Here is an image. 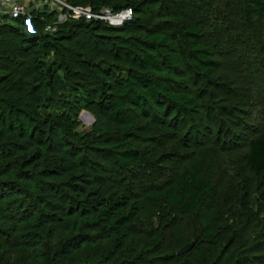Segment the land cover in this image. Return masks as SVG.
<instances>
[{
    "label": "trees",
    "instance_id": "trees-1",
    "mask_svg": "<svg viewBox=\"0 0 264 264\" xmlns=\"http://www.w3.org/2000/svg\"><path fill=\"white\" fill-rule=\"evenodd\" d=\"M66 1L79 7L88 4L94 12L103 8L113 12L130 8L134 17L136 14L144 16L145 7L153 5L156 9L142 20L148 25L143 28V48L133 59L134 69L123 70L125 74L115 80L120 90L111 110L108 109L107 119L120 127L118 136H104L97 128L94 138L89 134L80 136L73 130L70 113L47 114L42 119L36 110L16 107L12 95L15 83L25 86L30 80L39 82L33 74L39 66L44 68L42 76L44 87L47 86L45 88H49L55 74L51 86L53 93L47 89L48 92L44 89L28 90L34 96L27 104L42 108L51 100L54 105L59 101V94L65 92L67 84L65 74L58 70L59 66H63L61 61L49 59L51 55L54 59L60 58L54 42L70 40L72 26L92 35L99 32H122L127 35L141 28V18L133 17L132 21L120 28H112L102 22L59 24L56 26L58 31L51 36L52 39L49 38L48 43L40 37L23 36L16 26L0 24V35H16L21 40L12 55L5 53L0 41V59L5 64L3 69L18 72L15 83L3 82L1 92L5 96L0 95V133H4L8 139L7 144L0 143V264H40L44 261L45 264H52L55 259L67 258L84 245L104 241L121 229H130L138 216L157 218V232L161 230L163 221L193 217L199 226L198 244L191 241L195 242V246L189 255L180 257L176 253L171 258L177 261L188 255L193 263L184 264H220L210 252L219 240L211 211L219 201V187L230 164L226 157L220 156L227 153L225 144L219 142L217 146L216 140L210 141L212 122L209 113L205 111L200 98L190 91L192 86L206 81L222 67L226 46L231 53L233 51L235 59L250 56L249 61L253 63L260 55V64L254 68L256 71L252 73L250 82L254 92L249 95L248 102L250 117L255 115V109L258 110L255 117H264V0H187L188 6L184 0ZM43 10L33 20L38 26L52 16V13ZM152 16L172 18L176 24L166 20L152 23ZM237 32L241 39L235 35ZM116 38L123 44L131 43L130 39H133ZM234 43L243 46L237 55L233 49ZM32 49L50 64L39 57L27 58L22 62L17 60L18 57L28 56L26 54ZM67 62L70 64L69 59ZM104 64L101 61L96 67L108 80L107 77L111 75ZM161 73L165 74L164 78L151 75ZM256 77L262 79L257 82V86L263 90L260 94L252 83ZM172 78L178 81H172ZM235 83L240 84L236 80ZM138 119L176 132L180 146L195 148L196 152L193 156L183 157V164L170 182L135 192L133 189L139 186H136L135 179L130 181L126 170L140 158V150L128 143L133 136L134 122ZM58 133L62 137L60 147L55 149L49 144L50 141L48 144L46 141L51 139L52 134ZM72 138L75 143L71 142ZM49 145L56 157L46 155ZM85 149L112 158L110 169H103V173L112 172L116 177L113 179L114 190L104 186V193L99 198L96 194L88 199L90 195L84 189L81 193L72 190L71 183L64 180L73 177H69L68 173L75 164L84 168L81 174L85 173L87 177L95 175ZM245 150L241 159L244 172L264 178V131L254 129ZM68 160L74 165L68 164ZM37 166L43 169L35 171ZM12 170L15 171L14 175ZM95 177L101 181L99 178L102 175ZM62 184L66 185V189L61 188ZM79 193L84 196V201L73 197ZM54 222L56 228L45 227L54 225ZM24 228L26 231H17ZM65 233H68L67 237ZM237 238L241 249L236 253L234 264H264V231L252 241ZM6 245L8 248L1 251ZM162 245L143 253L147 264H157L164 259ZM100 262L104 264L106 259ZM134 263L116 261V264Z\"/></svg>",
    "mask_w": 264,
    "mask_h": 264
},
{
    "label": "rangeland",
    "instance_id": "rangeland-1",
    "mask_svg": "<svg viewBox=\"0 0 264 264\" xmlns=\"http://www.w3.org/2000/svg\"><path fill=\"white\" fill-rule=\"evenodd\" d=\"M57 1L2 0L0 2V24L16 26L23 36L40 37L46 43L58 31L56 26L59 24L68 22L74 25L78 23L97 24L96 21L85 19L84 16L79 13L76 15L72 11L73 8H88V4L85 7H79L73 6L66 0ZM62 3L65 4V8L61 6ZM184 4L188 6L187 0H184ZM58 6L61 7V10ZM71 7L72 9H70ZM43 9H46L47 13H52V16L49 20L42 21V24L38 26L33 23V20L39 13L44 11ZM153 9H156L153 5L149 8L145 7L142 13L144 16L136 14L134 17L132 12L130 21H132L133 17L134 19L137 17L141 18V23H139L141 28L138 27L127 35L122 32H99L92 35L90 32L85 33V30H79L77 27L72 26L73 28H70V40L54 42V45L59 49L60 58L58 57L57 59L55 57L54 59L53 55H51L49 59L61 61L63 66H59L58 70L61 74H65L64 78L67 83L64 88L65 92L59 94V101L54 105L51 100L50 104H46L42 108L36 107L32 103L30 105L27 103L34 96L30 95L28 90L42 91L44 89L45 92L53 93L51 86L53 84L52 81L55 80V74L50 81L49 88H45L47 86L45 85L44 87V76H42L44 68L38 66V69L35 70L36 74L35 71L33 74L37 76L39 82L30 80L25 86L17 85L15 80L18 72L13 69H3L5 64L2 59H0V95L5 96L1 89L3 82L6 80L7 83H15L12 97L15 99L14 105L16 107L36 110L40 113L42 119L47 114L63 115L70 113L73 130L80 136L89 134L94 138V130L96 128L100 129L104 136L120 135V127L112 124L107 119L108 109L111 110L110 107L113 105L114 98L120 90L115 80L125 74L123 70L134 69L135 61L133 59L140 54V49L143 48L142 43L145 40L143 28L148 25L147 22L144 23L142 20ZM163 20L176 24L172 18L161 19L153 16L150 18L152 23ZM117 28H120V26ZM237 33L234 34L241 39L239 32ZM117 36L133 39L128 38L131 43L123 44L117 40ZM0 41L5 53L10 55L15 52V48L21 43L19 37L8 34L5 37L0 35ZM242 47L241 44H233L236 55ZM223 52L225 57L221 62L222 67L206 81L199 83L197 86H192L190 92L200 98V102L206 107L205 111H208L207 114L209 113L212 122V129L210 130L212 138L210 141L216 140L217 146L222 143L227 147V153L220 156L221 158L226 157L230 166L227 167V173L219 187V201L211 211L216 231L219 232V240L216 246L210 249V252L213 255V259L220 261V264H234L236 253L241 249L237 237H240L242 241L243 238L247 241H252L255 236L264 231V178H256L244 172L241 164V159L246 151V144L253 136L254 129L256 131L257 128L258 131L260 128V131H264V117H255L258 113L257 109H255V113L253 112L255 115L250 117L249 112L251 109L248 102L249 95L254 92L250 82L252 75L256 71H254V68L256 69L258 64H260V55H258L257 61L251 63L249 61L250 56L245 59L233 58V51L231 53L227 46ZM26 55L28 56L18 57L17 60L22 62L27 58L34 59L39 57L44 59L45 62L47 61L42 55L36 54L34 49ZM67 59L70 60V64L66 63ZM101 61L105 63L104 66L108 70L107 73L111 75L110 78L109 76L107 77L108 80L103 78L102 72L96 67V64ZM47 63L50 64L49 61ZM18 71L21 70L19 69ZM151 75L164 78L165 74ZM172 79V81H178L177 78ZM235 80L240 82L239 86L235 83ZM254 80L252 83L254 87L256 85V92L262 93L261 87L257 86V82L262 79L256 77ZM99 95L103 96L99 97ZM227 112L228 114H225ZM131 133L133 136L128 143L140 150L138 162L126 170L130 181L132 178L135 179L136 186H139L133 189L135 192L142 191V188L151 189L170 182L183 164L185 160L183 157L185 155L193 156L196 152L195 148L181 147L177 141L176 136L178 134L176 132L154 126L145 119L136 120ZM61 137L59 133L52 134L51 139L48 138L46 144L50 141L51 143L49 144L57 149L60 147L59 140ZM70 140L75 143L74 138ZM6 142H8V139L5 138L4 133H0L1 145L7 144ZM51 151L49 145L46 155L50 158L56 157L55 152L52 153ZM84 152L92 163L91 167L95 169V175L87 177L85 173L81 174L84 168L76 164L71 166L68 176L73 177L64 179L71 183L70 187H73L71 189H76L80 193L84 189L85 193L87 192L88 196L90 195L88 199H92L96 194L99 198V195L104 193V186L109 187L108 189L111 191L114 190L112 187L114 184L113 179L116 177L112 172L103 173V169L106 171L110 169L109 165L112 163V158L106 157L104 154H96L91 150L85 149ZM67 163L74 165V162L72 163L70 160ZM41 169L37 166L35 171ZM0 171L2 172L1 169ZM12 173L14 175L15 171L12 170ZM96 175H102L99 178L101 181L97 180ZM61 188L66 189V185L62 184ZM66 191L68 192V190ZM80 193L78 196L74 194L73 197L84 201V196H80ZM54 223L52 226L48 224L45 227L56 228V222ZM133 223L134 225L130 229H121L104 241L84 245L67 258L55 259L52 264H100L101 259H106L104 264H116L117 259L120 262L127 260L134 261V264H147L145 261L147 259L146 255L143 253L160 244L164 245L162 247L164 248L165 256L157 264L193 263L192 259L188 258L189 254L182 260L175 261L171 258L184 244L191 243V241H195L196 245L198 244L199 226L193 217H180L173 222L163 221L159 232H157L159 227L157 218L138 216ZM17 231L26 230L24 228ZM32 231L37 230L32 229ZM64 236L67 237L68 233H65ZM6 248H8L7 245L1 251ZM38 252H40V249ZM40 264H45V261Z\"/></svg>",
    "mask_w": 264,
    "mask_h": 264
},
{
    "label": "built area",
    "instance_id": "built-area-1",
    "mask_svg": "<svg viewBox=\"0 0 264 264\" xmlns=\"http://www.w3.org/2000/svg\"><path fill=\"white\" fill-rule=\"evenodd\" d=\"M1 1L2 0H0V2ZM61 6H64V8L66 7L65 4L63 3L61 4ZM58 8L61 10V7L58 6ZM70 9H72V7ZM19 10L22 11L23 9H19ZM72 11H74L76 15L79 13L80 15L84 16L85 19L96 22H102L112 28H117L118 26L121 27L125 22L130 21L132 18L131 9H124L119 12H113L110 9L103 8L98 12H94L90 7H88V8H73Z\"/></svg>",
    "mask_w": 264,
    "mask_h": 264
},
{
    "label": "water",
    "instance_id": "water-1",
    "mask_svg": "<svg viewBox=\"0 0 264 264\" xmlns=\"http://www.w3.org/2000/svg\"><path fill=\"white\" fill-rule=\"evenodd\" d=\"M195 246V242H191V243H188L186 245H184L178 252H177V256H184L186 254H188L192 249L193 247Z\"/></svg>",
    "mask_w": 264,
    "mask_h": 264
}]
</instances>
